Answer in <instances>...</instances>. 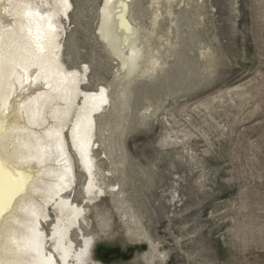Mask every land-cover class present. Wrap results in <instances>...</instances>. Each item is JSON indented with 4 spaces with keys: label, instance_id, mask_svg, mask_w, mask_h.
<instances>
[{
    "label": "rangeland",
    "instance_id": "rangeland-1",
    "mask_svg": "<svg viewBox=\"0 0 264 264\" xmlns=\"http://www.w3.org/2000/svg\"><path fill=\"white\" fill-rule=\"evenodd\" d=\"M102 1L73 0L71 21L64 19L65 62L89 65L87 88L108 87L96 154L102 168L117 161L110 180L125 200L117 208L108 194L90 207L92 257L264 264V0H177L172 21L164 3L146 44L159 51L161 68L132 80L99 36ZM150 1L132 7L148 28ZM98 213L108 218L106 232Z\"/></svg>",
    "mask_w": 264,
    "mask_h": 264
},
{
    "label": "bare ground",
    "instance_id": "bare-ground-1",
    "mask_svg": "<svg viewBox=\"0 0 264 264\" xmlns=\"http://www.w3.org/2000/svg\"><path fill=\"white\" fill-rule=\"evenodd\" d=\"M134 1L103 0L98 26L127 80L161 68L159 51L146 44L163 4L172 21L177 0H151L149 28L136 22ZM73 10V0L0 3V118L11 117L0 126V157L24 183L11 206L0 208V264H105L92 257L98 233L87 231L90 207L108 194L117 208L125 203L120 184L110 180L117 161L105 169L96 154L98 118L111 106L108 87L87 88L89 65L69 67L63 57L64 19L70 22ZM79 175L85 180L78 196ZM97 217L106 232L108 218Z\"/></svg>",
    "mask_w": 264,
    "mask_h": 264
},
{
    "label": "snow or ice",
    "instance_id": "snow-or-ice-1",
    "mask_svg": "<svg viewBox=\"0 0 264 264\" xmlns=\"http://www.w3.org/2000/svg\"><path fill=\"white\" fill-rule=\"evenodd\" d=\"M64 2L67 3V0ZM0 3H3V0H0ZM12 116H15V112ZM9 119L11 117L0 118V126L7 125ZM18 173L19 169H15L14 165L8 166L3 157H0V208L10 207L11 201L24 190L23 180Z\"/></svg>",
    "mask_w": 264,
    "mask_h": 264
}]
</instances>
